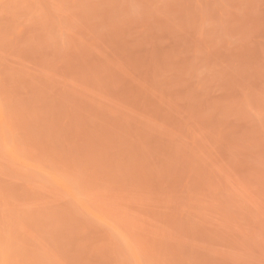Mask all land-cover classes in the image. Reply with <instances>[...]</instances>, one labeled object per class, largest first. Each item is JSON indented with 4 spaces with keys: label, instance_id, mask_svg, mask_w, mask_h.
<instances>
[{
    "label": "rangeland",
    "instance_id": "rangeland-1",
    "mask_svg": "<svg viewBox=\"0 0 264 264\" xmlns=\"http://www.w3.org/2000/svg\"><path fill=\"white\" fill-rule=\"evenodd\" d=\"M0 264H264V0H0Z\"/></svg>",
    "mask_w": 264,
    "mask_h": 264
}]
</instances>
